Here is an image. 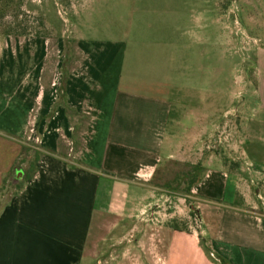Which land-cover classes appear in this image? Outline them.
I'll list each match as a JSON object with an SVG mask.
<instances>
[{
    "label": "crops",
    "instance_id": "0c3cea01",
    "mask_svg": "<svg viewBox=\"0 0 264 264\" xmlns=\"http://www.w3.org/2000/svg\"><path fill=\"white\" fill-rule=\"evenodd\" d=\"M81 1L72 37L55 9L48 34L0 33V264H264V46L251 97L199 127L197 112L184 117L206 43L192 16L133 7L101 25ZM72 46L82 59L68 69ZM203 136L225 154L200 161L197 228H174L153 210V182L165 161L200 160ZM27 142L35 174L8 200L3 187L31 168L15 169Z\"/></svg>",
    "mask_w": 264,
    "mask_h": 264
},
{
    "label": "rangeland",
    "instance_id": "374dc122",
    "mask_svg": "<svg viewBox=\"0 0 264 264\" xmlns=\"http://www.w3.org/2000/svg\"><path fill=\"white\" fill-rule=\"evenodd\" d=\"M73 1L0 0V33L48 34L49 21L53 19L58 21V24L59 20L61 21L59 16L55 20L51 14L55 9L62 17L64 34L68 38L72 37L75 20L71 11ZM79 6L85 17L89 13H99L95 20L101 25L116 23L120 12L133 7L139 11L170 10L177 15L192 16L188 23L189 28L204 37L206 43L205 46H196L199 50L194 53L193 67L189 73L190 88L193 90L186 92L191 99L193 98V102L185 108L184 117L187 119L191 111L197 112L202 118L199 127H202V123L210 125L221 122L227 110L231 109L236 114L243 99L251 97L253 92L251 82L255 80V70L261 62L257 59L255 51L258 46H264V0H171L170 5L169 0H82ZM41 8H45L43 10L45 12H40ZM189 39L193 43L190 37ZM52 56L48 63V76L55 63ZM81 59L82 54L72 46L67 51L68 69L78 64ZM217 101L220 102L216 104ZM75 121L82 127L86 123L82 115L77 116ZM191 133L192 130L189 135ZM217 138L216 148H211L212 150L207 148L209 137L202 138L200 160L194 163L168 160L156 174L153 182L155 191L150 200L153 203V210L170 224L174 223L182 229L191 226L197 228L198 225L191 215L194 207V200L191 198L192 183L196 175H200L195 166L202 164L200 161L210 151L215 150L222 157L224 156V145L219 142L220 138ZM188 142L189 145L192 144L189 140ZM39 152L32 148L25 156V159L33 165L32 169L36 154ZM19 185L20 182L14 181L10 186H5L2 196L11 199L17 193ZM105 259L106 255L100 256V260Z\"/></svg>",
    "mask_w": 264,
    "mask_h": 264
},
{
    "label": "trees",
    "instance_id": "16d2710c",
    "mask_svg": "<svg viewBox=\"0 0 264 264\" xmlns=\"http://www.w3.org/2000/svg\"><path fill=\"white\" fill-rule=\"evenodd\" d=\"M6 34H13V33H10V32H8V33H6ZM69 111H70V113L71 112H75L73 109H69ZM86 121H87V119H86ZM84 130V128L82 129V128H78L77 127V133L74 135V146H75V148H76V150H79L80 148H82V145H83V142H82V139H81V137L79 136V133H80V131H83ZM78 135V136H77ZM33 147L31 146V145H29L28 144V142L27 143H25L24 144V149H23V152L21 153V158L17 161V164H16V170H18V169H20V168H22V164L24 163V162H26L27 160L25 159V156L27 155V154H29L30 152H31V149H32ZM37 156H36V160H35V162H34V168L32 169V164H30V167H31V169H29L30 170V172H28L29 170H27V169H23V172H20V174H24V176L22 177V178H20L21 176H18V177H14L16 180H17V178H20L21 180L20 181H18V182H20V185L17 187V192L21 189V187H23V184L25 183V181H29L33 176H34V174H35V170H36V164H37V161H38V159H39V153H37L36 154ZM196 168H197V170H198V173H202V171H203V166H202V164H198L197 166H195ZM14 169V170H15ZM198 176L199 175H196V178L194 179V181H193V183H192V186L197 182V180H198ZM5 184L7 183V179L5 180V182H4ZM5 187V186H4ZM3 187V188H4ZM191 215L193 216V218L194 219H196L198 216H197V213H196V209L195 210H192L191 211ZM174 228H179V226H177V225H174Z\"/></svg>",
    "mask_w": 264,
    "mask_h": 264
},
{
    "label": "water",
    "instance_id": "95a60500",
    "mask_svg": "<svg viewBox=\"0 0 264 264\" xmlns=\"http://www.w3.org/2000/svg\"><path fill=\"white\" fill-rule=\"evenodd\" d=\"M20 176H21V174H20Z\"/></svg>",
    "mask_w": 264,
    "mask_h": 264
}]
</instances>
